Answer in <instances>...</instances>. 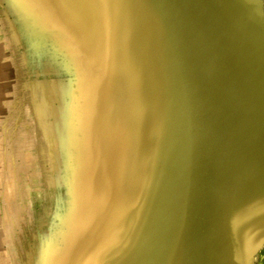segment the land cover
I'll return each instance as SVG.
<instances>
[{"label": "water", "instance_id": "water-1", "mask_svg": "<svg viewBox=\"0 0 264 264\" xmlns=\"http://www.w3.org/2000/svg\"><path fill=\"white\" fill-rule=\"evenodd\" d=\"M0 32L51 198L4 264H258L264 0H0Z\"/></svg>", "mask_w": 264, "mask_h": 264}, {"label": "rangeland", "instance_id": "rangeland-1", "mask_svg": "<svg viewBox=\"0 0 264 264\" xmlns=\"http://www.w3.org/2000/svg\"><path fill=\"white\" fill-rule=\"evenodd\" d=\"M2 37H3V34L0 32V42H1L0 43V66L2 67V68L0 67V98L3 95V98L0 99V105H1L0 106V151H1L0 152V157H1L0 158V164H1L0 165V171L3 172V173L0 172V182H1L2 186H5L4 184H6V192L8 193V194L5 193V197H6V200H7V206H5L6 209L5 208L3 209V200L2 199L0 200V215H2L4 213V216H0V234H1L0 236L2 237L0 239V249H2V251H4L5 248L1 244V242L4 239L3 233L6 234V235L8 234V236H9V238L11 240L12 238H14L13 236L16 235V230L20 226L21 227L19 229H22V226L24 224V223L21 224L22 220L26 219V215H27V213L25 212L26 208L24 206H26L30 210V212L32 213L33 218L31 216V220L33 219V221L37 222L39 220H42L43 215H44V209H45V207L47 205L50 204L51 198H50L49 194L47 195L46 189L44 188V190H43V184L41 183V180H39V178L37 176L38 175V172H37L38 170H37L36 164L35 163L31 164V166L29 167L28 173L25 172L26 165H28L29 160H30V156H29V154L27 153V151L24 148H27L30 145H28L29 143L26 142V140L22 139L23 137H20L21 135L22 136L24 135V132H23V129H22L23 127H21L23 122L20 121L19 118L32 117V114H31L30 110H28V108L24 107L25 106L24 105L25 104V98L21 99L19 97V96H22L21 93H24V90L19 89V88H17V90L15 89V80L18 79L19 77L15 73H13L11 68H10V67H12V68L14 67V64H13L14 61H10L11 63L9 62L6 45H5V43H3ZM7 42H8V46L11 47L12 44H11V39L10 38H7ZM2 59H4V60H2ZM1 61L4 62L5 65ZM7 62H8V64H7ZM5 70H7V71H5ZM25 71H27V72L24 75H23V73L20 75V78L22 80H26V78L27 79L31 78V74L27 70L26 67H25ZM8 76H9V78H8ZM22 107L24 108V110L22 112H20ZM40 113H41V111H40ZM39 119H40V123L42 124L43 120L40 117H39ZM15 120L16 121L18 120V124L15 123L16 122ZM2 121H3V123H2ZM42 126H43V128H45L44 124H42ZM11 137L14 138V141H16L17 143L16 142L11 143V141L9 140L8 141L9 142V144H8L9 146L8 147L10 149L7 152V155H4L5 151H2V150L5 149L7 140L10 139ZM15 137L17 139H15ZM21 140H23L22 143H20ZM5 141H6V143H5ZM18 143H19V148H17L18 150H16V146H18ZM19 149L22 150V151L19 152L21 154L20 155L21 157L19 156L20 159L18 157ZM29 151L31 152V150H29ZM2 152H3V155H2ZM16 153H18V154L16 155ZM9 155H10V158H9ZM26 155H28V156L26 157ZM2 156H4V160H6L7 166H8V164L11 163L7 167V173H8L7 175L8 176L6 177V179L8 177H11L10 179H13L14 183H13V181H9V178L7 179L8 181H6V179H5V172L3 171L4 168H3V163H2ZM25 158H27V162H28L27 164H26V159ZM22 159L23 160L25 159L24 162H23ZM8 160H9V162H8ZM1 166H2V168H1ZM17 166H19V167H21L23 169H19V167H17ZM15 170L18 171V172H16ZM33 171L34 172L36 171V172L34 173ZM10 173L13 175L14 178L12 177V175ZM27 174H29V175H27ZM3 175H4V177H3ZM18 179H20V180H18ZM15 181H16V183H15ZM8 185L9 186L12 185V189L16 193L13 191V194H12V191H10L9 187H7ZM14 188H16V189H14ZM20 192L21 193L23 192V193L21 194ZM0 193H1V187H0ZM10 193H11V195H10ZM20 197H22L23 202H24V203L22 202V204L20 203L21 206L19 205V202H18V199ZM7 198H10V199H7ZM13 200H15V201H13ZM10 204L13 207L16 206V207L21 208V209H18V210L11 209L12 207L9 206ZM8 207H10L11 211H10V209H8ZM12 212L14 214H12ZM9 213L12 214L13 216L12 215L9 216ZM15 213H17V214L15 215ZM17 222H18V224H17ZM10 232L13 233V234H11ZM11 242L8 243V247H10V246H12V247H10L8 249H9V251H14L15 250L16 241L13 240ZM13 256L15 257V253H13ZM14 257H12L13 258L12 259L13 262H14V259H15ZM4 262L5 261L3 260L2 256H1V252H0V264H4ZM258 264H264V249L260 253Z\"/></svg>", "mask_w": 264, "mask_h": 264}, {"label": "bare ground", "instance_id": "bare-ground-1", "mask_svg": "<svg viewBox=\"0 0 264 264\" xmlns=\"http://www.w3.org/2000/svg\"><path fill=\"white\" fill-rule=\"evenodd\" d=\"M0 43H1V42H0ZM2 46H3V45H2ZM4 46H5V45H4ZM7 46H8V45H7ZM4 50H5V49H4ZM4 56H5V55H4ZM2 60H4V59H2ZM1 62H2V61H1ZM5 62H6V61H5ZM9 62H10V61H9ZM2 63H4V62H2ZM10 63H11V62H10ZM7 64H8V62H7ZM13 64H15V62H14ZM4 65H5V63H4ZM7 66H8V65H7ZM7 66H6V67H7ZM9 66H10V65H9ZM11 66H12V65H11ZM0 67H1V66H0ZM1 68H2V67H1ZM10 68L12 69V67H10ZM2 71H3V70H2ZM5 71H7V70H5ZM7 75H8V74H7ZM8 78H9V76H8ZM13 82H14V81H13ZM13 84H14V83H13ZM12 86H13V85H12ZM6 87H7V86H6ZM8 87H9V86H8ZM11 88H12V87H11ZM6 91H7V90H6ZM10 91H11V90H10ZM9 94H10V93H9ZM14 95H15V94H14ZM2 98H3V95H2V97H1L0 99H2ZM5 98H6V97H5ZM2 102H3V101H2ZM8 103H9V102H8ZM1 104H2V103H1ZM5 105H6V104H5ZM0 106H1V105H0ZM3 106H4V105H3ZM3 109H4V108H3ZM28 110H29V109H28ZM28 110H27V111H28ZM3 112H4V111H3ZM38 112H39V110H38ZM39 113H40V112H39ZM13 115H14V114H13ZM20 116H21V115H20ZM2 123H3V121H2ZM7 123H8V122H7ZM41 127L43 128L42 125H41ZM44 129H45V128H44ZM22 134H23V133H22ZM23 136H24V135H23ZM23 136L21 135L20 137H23ZM15 138H16V137H15ZM22 139H23V138H22ZM5 142H6V141H5ZM15 142H16V141H15ZM18 142H19V141H18ZM11 143H12V142H11ZM16 143H17V142H16ZM8 144H9V142H8ZM27 144H28V143H27ZM28 145H29V144H28ZM10 146H11V145H10ZM23 146H24V145H23ZM17 148H19V143H18V146H16V150H18ZM20 151H22V150L19 149L18 153H19ZM0 152H1V151H0ZM24 152H25V151H24ZM18 153H16V155H17ZM21 153H22V152H21ZM10 154H11V153H10ZM13 154H14V153H13ZM6 155H7V154H6ZM20 155H21V154L19 153L18 157H19ZM13 156H14V155H13ZM22 156H23V155H22ZM27 156H28V155H26V157H27ZM2 157H3V156H2ZM14 157H15V156H14ZM16 157H17V156H16ZM20 157H21V156H20ZM20 157H19V159H20ZM0 158H1V157H0ZM7 158H8V157H7ZM9 158H10V155H9ZM13 159H14V158H13ZM16 159H17V158H16ZM25 159H26V164H27V163H28V162H27V158H25ZM25 159H24V160H25ZM28 159H29V158H28ZM22 160H23V159H22ZM24 160H23V162H24ZM8 162H9V160H8ZM2 163H3V162H2ZM10 164H11V163H10ZM10 164H8V166H9ZM0 165H1V164H0ZM20 165H21V164H20ZM23 165H24V164H23ZM8 166H7V167H8ZM11 166H12V165H11ZM11 166H10V167H11ZM17 167H19V166H17ZM23 167H24V166H23ZM1 168H2V166H1ZM15 168H16V167H15ZM16 169H17V168H16ZM19 169H23V168L19 167ZM25 170H26V169H25ZM15 171H16V170H15ZM21 171H22V170H21ZM0 172H2V171H0ZM9 172H10V171H9ZM16 172H18V171H16ZM33 172H34V171H33ZM35 172H36V171H35ZM35 172H34V173H35ZM7 174H8V173H7ZM10 174H11V173H10ZM10 174H9V175H10ZM11 175H12V174H11ZM27 175H29V174H27ZM5 176H6V175H5ZM7 176H8V175H7ZM7 176H6V177H7ZM37 176H38V175H37ZM3 177H4V175H3ZM12 177H13V175H12ZM16 177H17V176H16ZM8 178H9V181H13V179H10L11 177H8ZM8 178H7V179H8ZM13 178H14V177H13ZM7 179H6V181H8ZM18 180H20V179H18ZM18 180H17V181H18ZM13 183H14V181H13ZM15 183H16V181H15ZM15 185H16V184H15ZM21 185H22V184H21ZM7 187H9L10 191H12V194H13V191H14V190L12 189V185H11V186L8 185ZM15 187H16V186H15ZM22 187H23V186H22ZM14 189H16V188H14ZM22 190H23V189H22ZM20 191H21V190H20ZM14 192H15V191H14ZM6 193H7V192H6ZM15 193H16V192H15ZM20 193H21V192H20ZM22 193H23V192H22ZM22 193H21V194H22ZM7 194H8V193H7ZM10 195H11V193H10ZM17 195H18V194H17ZM14 197H15V196H14ZM7 199H10V198H7ZM14 199H15V198H14ZM48 199H49V198H48ZM6 201H7V200H6ZM8 201H9V200H8ZM13 201H15V200H13ZM8 203H9V202H8ZM19 205L21 206V204H19ZM23 205H24V204H23ZM6 206H7V205H6ZM9 206L12 207L11 209H14V210L21 209V208H18V207H16V206L13 207V206H11V204H10ZM10 207H8V209H10ZM24 207H25V206H24ZM4 208H5V207H4ZM25 208H26V207H25ZM5 209H6V208H5ZM11 209H10V211H11ZM12 211H13V210H12ZM4 212H5V211H4ZM7 212H8V211H7ZM15 212H16V211H15ZM21 212H22V211H21ZM5 213H6V212H5ZM12 214H14V213L12 212ZM12 214L9 213V216L12 215ZM16 214H17V213H15V215H16ZM20 214H21V213H20ZM7 216H8V215H7ZM12 216H13V215H12ZM15 224H16V223H15ZM17 224H18V222H17ZM6 226H7V225H6ZM20 227H21V226H20ZM20 227H19V228H20ZM13 232H14V231H13ZM10 233H11V232H10ZM3 234H4V233H3ZM11 234H13V233H11ZM0 235H1V234H0ZM3 236H6V234H4ZM13 237H14V236H13ZM1 238H2V237L0 236V239H1ZM10 242H11V241H10ZM8 243H9V242H8ZM9 245H10V244H9ZM10 247H12V246H10ZM10 247H9V248H10ZM12 259H13V258H12ZM12 261H13V260H12Z\"/></svg>", "mask_w": 264, "mask_h": 264}]
</instances>
